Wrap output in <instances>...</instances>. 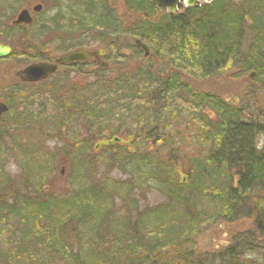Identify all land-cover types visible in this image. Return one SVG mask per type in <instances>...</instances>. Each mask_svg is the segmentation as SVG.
Segmentation results:
<instances>
[{
	"label": "trees",
	"instance_id": "obj_1",
	"mask_svg": "<svg viewBox=\"0 0 264 264\" xmlns=\"http://www.w3.org/2000/svg\"><path fill=\"white\" fill-rule=\"evenodd\" d=\"M121 1L126 24L107 0H69L54 50L98 43L110 64L129 52L132 67H64L0 94L8 104L0 146L13 139L21 160L16 179L0 161V264H252L250 255L264 264V108L249 110L252 103L195 89L186 78L237 66L264 89V0H212L177 14ZM43 12L25 30L7 25L15 31L0 41L12 48L8 59H47L31 45L42 44ZM33 136L62 147L46 154L34 143L18 146ZM55 160L65 164L66 187L44 191ZM99 167L125 177L100 179ZM150 189L162 201L140 208ZM243 217L252 218L250 229L199 250L205 223Z\"/></svg>",
	"mask_w": 264,
	"mask_h": 264
},
{
	"label": "rangeland",
	"instance_id": "obj_2",
	"mask_svg": "<svg viewBox=\"0 0 264 264\" xmlns=\"http://www.w3.org/2000/svg\"><path fill=\"white\" fill-rule=\"evenodd\" d=\"M18 4L15 2V0H0L1 5V18H0V24H5L6 22H9L12 20L17 12L22 8H30L31 6L40 3L42 5V9L44 8L43 17L47 20L49 17L52 19L50 22L45 21L46 23V33L42 36V41L45 43H51L53 46L57 43L56 38L59 37V34L57 33V30L54 29V27H60L62 25V22L65 20L64 17H66V4L69 0H60L59 4L55 6L53 0H17ZM108 3L113 7V10L115 13L118 14V16L121 18L122 22L126 24L130 19H128V14L125 13L126 11L123 9V4L121 0H107ZM43 2L45 3V6L43 5ZM55 17V18H53ZM56 20L55 24L54 21ZM57 23V25H56ZM127 41V39L124 36H120L119 40ZM134 39H130V43H133ZM33 46L34 50H40L41 46L38 44H31ZM24 43H21V40L18 41V51H22L24 48ZM45 48H48V50L45 52L49 54L50 58H55L59 55L58 52H55L53 48L49 47V45H46ZM89 51L93 52L99 49H102L103 46L101 44H94L92 46L87 47ZM77 50V49H76ZM124 53L116 54V59L113 58V63L110 64L109 60L110 55H108V52L105 51L106 56L108 55L109 58L106 57H99V62L102 63V61H107L108 65L110 64L109 69L111 71L113 70H119L127 69L133 66V63L130 62L129 58V52L123 51ZM98 54V52H97ZM122 55L123 57H121ZM120 59H123V61H120ZM104 59V60H103ZM129 60V61H128ZM88 66L83 69L84 72H89L92 67L96 63L93 61V57L91 56L87 61ZM139 62H143V60H140ZM28 61H22L18 59L17 57H13L12 59L6 60L4 62H0V94H6L7 88H4L5 86L13 83L15 81L14 73L21 67L25 66ZM98 65L97 67H99ZM114 73V72H113ZM188 82L192 85L193 88L199 89V90H205V91H213L224 97L225 99H228L230 101L236 102L240 101L245 103L246 101L249 103H252L251 107H248L250 110L251 108L256 109L257 107L264 108V92L263 88L259 89L258 82L253 79V76L250 75V73L247 72H239V69L237 66H227L224 67L221 71H219L217 74L210 76V77H198L195 75H188L186 76ZM74 78H72L73 80ZM260 142L264 139L263 136H260ZM13 141V139H11ZM10 139H7V143H3L0 146V161H2L5 174L8 175L10 178L16 179L18 174L20 173V167L19 164L21 163V160L18 155H16V151L12 150L15 143H13ZM56 140V139H55ZM55 140L48 141L38 139L37 136H33L32 140L27 142V139H22L21 141L16 139V141H20L18 146L22 147L23 144H30L34 143L36 144L40 150L46 154L49 153V151L55 150V147H62V143L59 141L56 142ZM27 142V143H26ZM186 142V141H185ZM185 142L182 144V154L185 155L187 152V145ZM66 147V146H65ZM67 148V147H66ZM180 158V157H179ZM13 163L15 164L16 168L15 171L10 170L9 164ZM54 168L59 166L61 169L64 168L63 163L57 162V160L54 161ZM115 167V166H113ZM100 172L98 173V177L100 179L102 178V174L105 173L109 177L114 179H119L122 177H125L124 175L119 174V172L115 171L113 168V171H104L101 167H99ZM59 171V170H58ZM61 175H59L58 172H54L53 175V181L48 183L50 191L53 192H59L61 190H64L66 185L61 179ZM139 207H145V206H153L155 204H158L162 201V197L160 194H158L155 190L150 189L146 191V193H142L139 197ZM115 210H117L119 206L118 202H115L114 204ZM252 226V218H240L237 221H234L232 223H226L220 220H215L213 222L205 223L199 230V234L197 237V245L200 251L202 252H208L212 250L219 249L220 246L225 245L229 242L231 236H233L235 233L248 230ZM251 260L253 261L252 264H259L261 263L259 259H256L255 255H250Z\"/></svg>",
	"mask_w": 264,
	"mask_h": 264
},
{
	"label": "water",
	"instance_id": "obj_3",
	"mask_svg": "<svg viewBox=\"0 0 264 264\" xmlns=\"http://www.w3.org/2000/svg\"><path fill=\"white\" fill-rule=\"evenodd\" d=\"M211 0H183L182 4L186 7H196L199 6L201 3H208ZM149 2L157 8H164L168 13H177L178 12V5L180 4V0H149ZM40 5H34L32 9L34 11H38L40 9ZM32 18L27 9H22L16 15V19L13 23H30ZM135 43L143 50L144 56H147L149 53L148 47L139 40H135ZM10 52V48L7 45L0 44V57L6 56ZM86 56L84 53L76 51L71 52L65 55L60 56L56 62L59 63H72L75 61H80L85 59ZM56 64L41 62L37 64H31L22 69L18 75L27 81H38L40 79L46 78L49 74L56 71ZM7 110V106L0 102V118L1 115Z\"/></svg>",
	"mask_w": 264,
	"mask_h": 264
},
{
	"label": "flooded vegetation",
	"instance_id": "obj_4",
	"mask_svg": "<svg viewBox=\"0 0 264 264\" xmlns=\"http://www.w3.org/2000/svg\"><path fill=\"white\" fill-rule=\"evenodd\" d=\"M0 18H1V5H0ZM14 19V18H13ZM13 19L10 20L9 22H6L5 24H0V41L1 40H9L12 38V33L15 34V31L13 30L12 32H9L8 34V30H7V25L9 26H14V27H17V24H14L13 23ZM18 27H20L21 29L25 30L26 27L23 26L22 24L18 25ZM6 29V30H5ZM15 37V36H14ZM0 44H6L10 47V44L8 43V41H5V42H0ZM11 48V47H10ZM93 57V61L94 63H96L95 65L98 66V65H101V62H99V57H104L105 55L104 54H97V53H93L92 55L88 53V59L90 57ZM56 58H53L51 62L55 61ZM34 61V59H33ZM42 61V60H40Z\"/></svg>",
	"mask_w": 264,
	"mask_h": 264
},
{
	"label": "clouds",
	"instance_id": "obj_5",
	"mask_svg": "<svg viewBox=\"0 0 264 264\" xmlns=\"http://www.w3.org/2000/svg\"><path fill=\"white\" fill-rule=\"evenodd\" d=\"M9 168H10V170L15 171L16 166H15V164L10 163V164H9Z\"/></svg>",
	"mask_w": 264,
	"mask_h": 264
}]
</instances>
